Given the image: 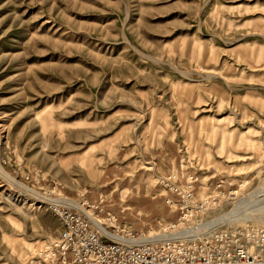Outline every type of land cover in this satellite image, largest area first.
<instances>
[{"label": "rangeland", "instance_id": "obj_1", "mask_svg": "<svg viewBox=\"0 0 264 264\" xmlns=\"http://www.w3.org/2000/svg\"><path fill=\"white\" fill-rule=\"evenodd\" d=\"M0 167V264L52 258L64 199L161 237L264 226L223 219L264 207V0H0Z\"/></svg>", "mask_w": 264, "mask_h": 264}, {"label": "built area", "instance_id": "obj_2", "mask_svg": "<svg viewBox=\"0 0 264 264\" xmlns=\"http://www.w3.org/2000/svg\"><path fill=\"white\" fill-rule=\"evenodd\" d=\"M192 191V185L183 191L186 202ZM52 208L61 231L57 250L45 264H264V226L217 229L198 238L161 237L126 231L111 215L101 223L72 207Z\"/></svg>", "mask_w": 264, "mask_h": 264}, {"label": "bare ground", "instance_id": "obj_3", "mask_svg": "<svg viewBox=\"0 0 264 264\" xmlns=\"http://www.w3.org/2000/svg\"><path fill=\"white\" fill-rule=\"evenodd\" d=\"M0 172L5 175L6 179L9 181H14L15 183L17 181H15L4 169H2L0 167ZM18 183V182H17ZM19 184V183H18ZM24 185V184H23ZM23 185H19L21 186V188H24L26 190V187H24ZM259 194H264V186L261 187L257 193L253 194L252 196L249 197V200L252 199L253 197L255 198L256 195ZM38 197V196H37ZM257 197V196H256ZM44 199V198H43ZM65 200V204L68 205L69 207H73L76 208L80 211H85L84 208L82 207V205L77 204L76 201L72 200V199H64ZM259 201V200H258ZM53 202V201H50ZM59 202V201H58ZM61 202V201H60ZM63 202V201H62ZM61 202V203H62ZM247 202V201H246ZM246 202L244 204H246ZM244 204H240L237 205L231 213H229L228 215H226L223 219L224 220H229L230 222H241V221H245V222H252V221H258L261 220L262 217L264 216V207H260V209H257L254 211H249V212H245L241 213L240 207ZM254 205V204H253ZM264 205V204H263ZM258 206V205H257ZM250 208V207H249ZM252 208V207H251ZM249 210V209H248ZM86 212V211H85ZM219 221V220H217ZM221 222V221H219ZM218 222V224H219ZM213 223V222H212ZM210 223V224H212ZM210 224H205L204 226L200 227V228H194V229H189L187 231H185L184 233H180V235H182L183 237H199L203 234H205V231L207 229H210L213 225ZM215 224V223H214ZM165 237V236H164ZM116 240H120V241H124V238L120 237V236H115ZM133 242H141L140 240H136Z\"/></svg>", "mask_w": 264, "mask_h": 264}, {"label": "crops", "instance_id": "obj_4", "mask_svg": "<svg viewBox=\"0 0 264 264\" xmlns=\"http://www.w3.org/2000/svg\"><path fill=\"white\" fill-rule=\"evenodd\" d=\"M102 199V201H104L105 199H103V198H101ZM141 231V230H140ZM139 231V232H140ZM129 232H134V233H137V232H135L134 230H129ZM50 264H56V262H53V263H50Z\"/></svg>", "mask_w": 264, "mask_h": 264}]
</instances>
